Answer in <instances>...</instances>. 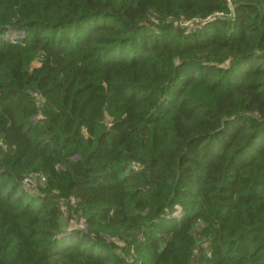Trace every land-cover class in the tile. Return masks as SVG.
Returning a JSON list of instances; mask_svg holds the SVG:
<instances>
[{"label": "trees", "instance_id": "16d2710c", "mask_svg": "<svg viewBox=\"0 0 264 264\" xmlns=\"http://www.w3.org/2000/svg\"><path fill=\"white\" fill-rule=\"evenodd\" d=\"M0 264H264V0H0Z\"/></svg>", "mask_w": 264, "mask_h": 264}, {"label": "rangeland", "instance_id": "374dc122", "mask_svg": "<svg viewBox=\"0 0 264 264\" xmlns=\"http://www.w3.org/2000/svg\"><path fill=\"white\" fill-rule=\"evenodd\" d=\"M38 184L39 183L36 180H32L30 183H25L24 186L29 192L36 193V192H38ZM68 225H70V226L78 225L80 227H84L83 222H81V221L77 222L74 219L69 220Z\"/></svg>", "mask_w": 264, "mask_h": 264}, {"label": "built area", "instance_id": "2783aa9c", "mask_svg": "<svg viewBox=\"0 0 264 264\" xmlns=\"http://www.w3.org/2000/svg\"><path fill=\"white\" fill-rule=\"evenodd\" d=\"M228 2H231V0H227ZM216 14L217 15H221L222 14V12H216ZM185 24H187V23H189V21H186V22H184ZM25 181V183H28V179H25L24 180Z\"/></svg>", "mask_w": 264, "mask_h": 264}]
</instances>
